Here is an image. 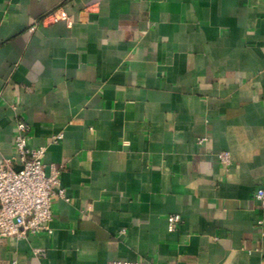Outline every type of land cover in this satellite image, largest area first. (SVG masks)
Listing matches in <instances>:
<instances>
[{
    "label": "crops",
    "instance_id": "0c3cea01",
    "mask_svg": "<svg viewBox=\"0 0 264 264\" xmlns=\"http://www.w3.org/2000/svg\"><path fill=\"white\" fill-rule=\"evenodd\" d=\"M18 122L67 200L0 264H264V0H0V163Z\"/></svg>",
    "mask_w": 264,
    "mask_h": 264
},
{
    "label": "built area",
    "instance_id": "2783aa9c",
    "mask_svg": "<svg viewBox=\"0 0 264 264\" xmlns=\"http://www.w3.org/2000/svg\"><path fill=\"white\" fill-rule=\"evenodd\" d=\"M50 22L64 21L71 24L70 19L62 13H54L47 18ZM29 127L18 122L13 139L14 155L10 160L0 163V241L10 237L17 239L42 232L51 233L53 220L51 201L53 198L66 199L65 191L60 186V169L49 167L43 162L45 147L30 148L27 145ZM56 142V137H53ZM220 164L231 165L228 152L218 154ZM261 204L264 203V191L255 195ZM181 220L179 215L167 217L168 229ZM41 254V251H35ZM11 264H16L12 262ZM109 264H145L144 262L112 261Z\"/></svg>",
    "mask_w": 264,
    "mask_h": 264
}]
</instances>
